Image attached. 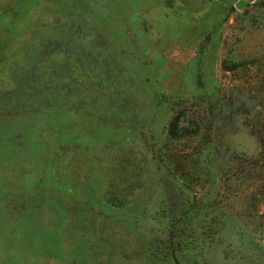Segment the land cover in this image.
Masks as SVG:
<instances>
[{
    "label": "rangeland",
    "instance_id": "1",
    "mask_svg": "<svg viewBox=\"0 0 264 264\" xmlns=\"http://www.w3.org/2000/svg\"><path fill=\"white\" fill-rule=\"evenodd\" d=\"M0 264H264V0H0Z\"/></svg>",
    "mask_w": 264,
    "mask_h": 264
},
{
    "label": "trees",
    "instance_id": "2",
    "mask_svg": "<svg viewBox=\"0 0 264 264\" xmlns=\"http://www.w3.org/2000/svg\"><path fill=\"white\" fill-rule=\"evenodd\" d=\"M177 129H178V128H177V123L173 122V123L171 124V127H170V131H171V133L174 134L175 131H176V132L178 131Z\"/></svg>",
    "mask_w": 264,
    "mask_h": 264
},
{
    "label": "water",
    "instance_id": "3",
    "mask_svg": "<svg viewBox=\"0 0 264 264\" xmlns=\"http://www.w3.org/2000/svg\"><path fill=\"white\" fill-rule=\"evenodd\" d=\"M237 8H242V5H241V4H239V5L237 6Z\"/></svg>",
    "mask_w": 264,
    "mask_h": 264
}]
</instances>
